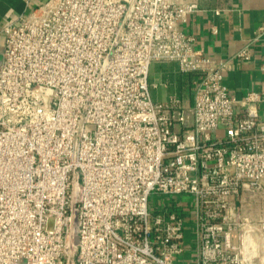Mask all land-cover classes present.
<instances>
[{"label": "built area", "instance_id": "obj_1", "mask_svg": "<svg viewBox=\"0 0 264 264\" xmlns=\"http://www.w3.org/2000/svg\"><path fill=\"white\" fill-rule=\"evenodd\" d=\"M196 7L46 0L2 28L0 264H264L263 97L183 31ZM153 62L196 74L191 106L154 101Z\"/></svg>", "mask_w": 264, "mask_h": 264}, {"label": "crops", "instance_id": "obj_2", "mask_svg": "<svg viewBox=\"0 0 264 264\" xmlns=\"http://www.w3.org/2000/svg\"><path fill=\"white\" fill-rule=\"evenodd\" d=\"M44 1L0 0V60L5 46L2 28ZM180 1L197 5L182 24L183 31L195 37L196 46L206 56L230 60L231 68L223 78L228 91L238 100L250 91L259 92L263 97L260 113L264 116V0ZM245 48L250 57H238ZM196 78V74L182 71L178 62H153L149 72L152 97L156 102L177 98L191 106Z\"/></svg>", "mask_w": 264, "mask_h": 264}, {"label": "rangeland", "instance_id": "obj_3", "mask_svg": "<svg viewBox=\"0 0 264 264\" xmlns=\"http://www.w3.org/2000/svg\"><path fill=\"white\" fill-rule=\"evenodd\" d=\"M184 197H186V195H184ZM244 214H246L247 216H249L253 220L264 219V197H262V196L259 195V196H257L255 198V200H252L250 204H246L245 203V206H244ZM251 233H253L252 236H250V234L248 233L247 234V237H246V238L250 237L249 238L250 241H248V243L246 244V248L247 247L252 248L251 251H249L250 254H248L249 252L246 254V258L249 259V260H251V261H254L258 257L264 258V255L262 253L259 256L258 255V251L255 250L257 241L260 240V237H258V235L254 231H252ZM254 233H255L256 236L254 235ZM253 239H254V241L252 242ZM262 244L263 243L260 240V246Z\"/></svg>", "mask_w": 264, "mask_h": 264}, {"label": "bare ground", "instance_id": "obj_4", "mask_svg": "<svg viewBox=\"0 0 264 264\" xmlns=\"http://www.w3.org/2000/svg\"><path fill=\"white\" fill-rule=\"evenodd\" d=\"M253 230L252 229H250V228H247L246 230H245V233H244V237H243V251H244V254L246 255L249 251H251V249L252 248H250V247H247L246 248V244L248 243V241H250L249 240V238L250 237H248V238H246L247 237V234L249 233L250 234V236H252L253 235V233H251ZM254 235H255V233H254ZM249 236V235H248ZM256 236V235H255ZM254 241V239L252 240V242ZM256 243V242H255ZM254 244V243H253ZM257 245V244H256ZM248 254H250V252L248 253ZM248 256V255H247Z\"/></svg>", "mask_w": 264, "mask_h": 264}]
</instances>
